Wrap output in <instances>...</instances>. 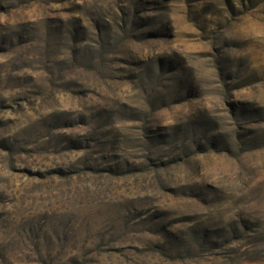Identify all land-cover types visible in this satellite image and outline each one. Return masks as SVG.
<instances>
[{
  "label": "rangeland",
  "instance_id": "374dc122",
  "mask_svg": "<svg viewBox=\"0 0 264 264\" xmlns=\"http://www.w3.org/2000/svg\"><path fill=\"white\" fill-rule=\"evenodd\" d=\"M262 182L264 0H0V264H264Z\"/></svg>",
  "mask_w": 264,
  "mask_h": 264
},
{
  "label": "trees",
  "instance_id": "16d2710c",
  "mask_svg": "<svg viewBox=\"0 0 264 264\" xmlns=\"http://www.w3.org/2000/svg\"><path fill=\"white\" fill-rule=\"evenodd\" d=\"M261 191V196L258 199V203L264 205V182L258 187ZM256 216V223L254 225H244L243 231L247 238L245 243L246 248L250 249V252L254 254V258L250 262L263 261L264 260V209ZM238 231V227L235 228Z\"/></svg>",
  "mask_w": 264,
  "mask_h": 264
}]
</instances>
